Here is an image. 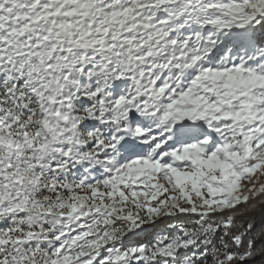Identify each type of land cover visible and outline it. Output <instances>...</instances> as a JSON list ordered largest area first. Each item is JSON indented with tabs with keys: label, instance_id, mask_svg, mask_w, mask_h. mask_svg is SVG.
Returning a JSON list of instances; mask_svg holds the SVG:
<instances>
[{
	"label": "snow or ice",
	"instance_id": "snow-or-ice-1",
	"mask_svg": "<svg viewBox=\"0 0 264 264\" xmlns=\"http://www.w3.org/2000/svg\"><path fill=\"white\" fill-rule=\"evenodd\" d=\"M0 264H264V0H0Z\"/></svg>",
	"mask_w": 264,
	"mask_h": 264
},
{
	"label": "trees",
	"instance_id": "trees-1",
	"mask_svg": "<svg viewBox=\"0 0 264 264\" xmlns=\"http://www.w3.org/2000/svg\"><path fill=\"white\" fill-rule=\"evenodd\" d=\"M249 211L255 213V215L257 216V219H259L260 213L262 211L261 207H260V203L258 202L252 209H250Z\"/></svg>",
	"mask_w": 264,
	"mask_h": 264
}]
</instances>
